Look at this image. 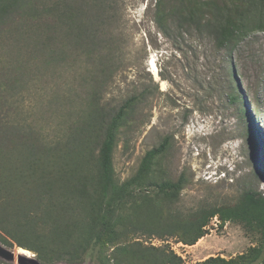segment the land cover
Wrapping results in <instances>:
<instances>
[{"label":"trees","instance_id":"16d2710c","mask_svg":"<svg viewBox=\"0 0 264 264\" xmlns=\"http://www.w3.org/2000/svg\"><path fill=\"white\" fill-rule=\"evenodd\" d=\"M153 1V21L166 37L170 27L195 31L228 54L264 32V0ZM122 6L0 0V244L27 250L42 264H184L168 245L142 238L193 246L216 217L220 226L237 223L258 233L261 243L230 259L194 264H264L262 193L246 189L232 204L181 211L185 172L169 180L159 168L167 138L144 154L134 175L116 177L118 136L145 98L131 97L108 113L95 90L84 107L69 91L57 94L59 69L73 62L72 53L114 44L95 40L113 27Z\"/></svg>","mask_w":264,"mask_h":264},{"label":"rangeland","instance_id":"374dc122","mask_svg":"<svg viewBox=\"0 0 264 264\" xmlns=\"http://www.w3.org/2000/svg\"><path fill=\"white\" fill-rule=\"evenodd\" d=\"M122 2L113 27L95 40L114 44L72 53L73 62L61 66L55 80L57 94L69 91L76 106L84 107L95 90L108 113L131 97L145 98L118 136L117 179L134 175L144 154L167 138L159 165L163 177L175 180L185 172L188 180L179 210L232 204L246 189L264 195V176L257 175L264 170V32L227 54L202 33L170 27L164 36L152 18L153 0ZM220 225L212 218L208 234L193 246L173 238L142 240L168 245L184 264L230 259L261 243L258 233L241 224Z\"/></svg>","mask_w":264,"mask_h":264},{"label":"water","instance_id":"95a60500","mask_svg":"<svg viewBox=\"0 0 264 264\" xmlns=\"http://www.w3.org/2000/svg\"><path fill=\"white\" fill-rule=\"evenodd\" d=\"M18 249H21V250H24L22 248H17ZM24 251H27V250H24ZM29 253V251H28ZM0 260L3 261V262H6V263H15L16 264H42L40 263L34 254H32V256H28L24 253H20L18 251L13 252L11 251L10 249H7L5 247H3L1 244H0ZM58 264V263H56Z\"/></svg>","mask_w":264,"mask_h":264},{"label":"bare ground","instance_id":"6f19581e","mask_svg":"<svg viewBox=\"0 0 264 264\" xmlns=\"http://www.w3.org/2000/svg\"><path fill=\"white\" fill-rule=\"evenodd\" d=\"M17 251L20 252V253H24L26 255H29L28 251H24V250H21V249H18Z\"/></svg>","mask_w":264,"mask_h":264}]
</instances>
